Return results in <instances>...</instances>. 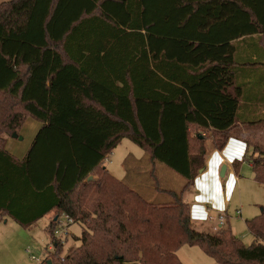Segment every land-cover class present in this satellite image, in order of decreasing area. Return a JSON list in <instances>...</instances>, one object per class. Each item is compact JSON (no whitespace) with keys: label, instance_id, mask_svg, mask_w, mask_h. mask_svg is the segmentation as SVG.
<instances>
[{"label":"trees","instance_id":"1","mask_svg":"<svg viewBox=\"0 0 264 264\" xmlns=\"http://www.w3.org/2000/svg\"><path fill=\"white\" fill-rule=\"evenodd\" d=\"M254 34L264 35V0L0 3V220L29 228L54 212L79 224V245L54 264H180L183 245L217 264H264V211L246 222L245 247L229 230H192L182 199L208 143L221 150L245 124L229 43ZM27 119L41 127L18 160L5 145ZM124 138L186 181L173 217L103 167ZM262 153L246 157L260 184ZM55 229L45 260L62 251Z\"/></svg>","mask_w":264,"mask_h":264},{"label":"rangeland","instance_id":"2","mask_svg":"<svg viewBox=\"0 0 264 264\" xmlns=\"http://www.w3.org/2000/svg\"><path fill=\"white\" fill-rule=\"evenodd\" d=\"M10 1L0 0V3ZM2 99L3 96H0V101ZM24 135L25 140L20 145L23 147V151L29 140V135L26 133ZM257 143L264 145V138ZM14 150L12 145L6 148L9 154L19 159L22 154L21 150L12 152ZM258 161L261 169L260 176L264 180V153L261 154ZM104 167L114 178L135 190L139 196L144 198L142 201L146 206L154 207L158 214L162 215L164 212V216L170 218L180 209L175 206L172 210L169 209V206L174 204L172 194H180L186 185L185 180L163 164H151L149 153L129 139L124 138L120 141L104 161ZM239 175L238 184L226 206V214L220 215L221 218L211 214L207 223H193V225L190 223V228L204 234H216L221 230H229L243 246L248 247L252 244V236L247 230L246 222L251 221L264 211V184L256 182L252 175V169L247 163L241 166ZM94 177L93 181H96L97 176ZM189 190L191 191V189ZM188 216L190 218V210H188ZM49 221L50 217H44L29 228H24L11 219L0 221V264H43L47 254L52 253L49 248L51 246L50 239L45 230ZM59 221L61 226H66V220L63 217H60ZM220 223L221 229L215 231L214 228ZM174 227L172 226V228ZM66 232L67 234L63 236L64 243H60L63 245L62 251L55 255L53 262L55 259L61 260L79 245L75 239L81 236L82 227L72 223L66 228ZM63 233L64 231L60 230L59 234L63 235ZM175 256L180 264H217L199 248L188 245L181 246Z\"/></svg>","mask_w":264,"mask_h":264},{"label":"crops","instance_id":"3","mask_svg":"<svg viewBox=\"0 0 264 264\" xmlns=\"http://www.w3.org/2000/svg\"><path fill=\"white\" fill-rule=\"evenodd\" d=\"M229 45L233 48L232 60L234 64L232 69L233 86L229 90L236 87L241 90L243 100L240 114L244 117L245 124H236L221 150L210 147L208 143L204 167L198 170V176L193 181L191 189L194 192L192 195L185 193L182 196V199L191 205L190 223L192 225L193 223H207L210 219L207 217H210L211 214L219 218H221L220 215L226 214V206L240 179L241 166L244 163L249 165L246 157L252 154L254 147L264 148V145L257 143L264 138V35L245 36L230 41ZM251 120H262L263 122L248 125L247 122ZM40 127V123L27 119L18 134L19 137L22 136L21 140L8 139L5 149L12 145V148L15 149L12 152L21 150L22 154L18 160H22ZM25 133L29 135V140L23 151V147L20 145L25 140ZM244 154L245 160L238 163V168L235 169L232 162L241 161ZM222 166H225L226 170L221 177L219 171ZM200 170H203L202 173ZM252 175L254 176L253 171ZM92 178L94 180L95 177L92 176ZM53 216L54 212H51L44 217H50V223L56 219H53Z\"/></svg>","mask_w":264,"mask_h":264},{"label":"built area","instance_id":"4","mask_svg":"<svg viewBox=\"0 0 264 264\" xmlns=\"http://www.w3.org/2000/svg\"><path fill=\"white\" fill-rule=\"evenodd\" d=\"M238 213V212H237ZM63 218L66 220V226L65 227H63V226H61V224H59V218H56L53 222L55 223V226H56V229H55V231H54V236L58 239V240H60L59 242L62 244V243H64V241H63V236H65L66 234H67V232H66V228L70 225V224H72L73 223V220L71 219V218H68L67 216H63ZM209 218V216L207 217V219ZM221 227H222V225H221V223L217 226V227H215L214 229H215V231L216 230H218V229H221ZM60 230H62V231H64V233H63V235H60L59 233H60ZM49 248L52 250V252H53V247L52 246H49ZM63 259V258H62ZM61 259V260H62ZM48 260H50L51 261V264H54V262H53V260L51 259V257H49L48 259H46L44 262H43V264H46V261H48Z\"/></svg>","mask_w":264,"mask_h":264},{"label":"water","instance_id":"5","mask_svg":"<svg viewBox=\"0 0 264 264\" xmlns=\"http://www.w3.org/2000/svg\"><path fill=\"white\" fill-rule=\"evenodd\" d=\"M11 138L21 140V137L17 136L16 133H12ZM225 170H226V167L222 166V168L219 171V175L221 177L224 175ZM200 171H201L200 173H202L203 170H200ZM91 180H93L91 176L87 178V182ZM46 264H51V261L50 260L46 261Z\"/></svg>","mask_w":264,"mask_h":264}]
</instances>
